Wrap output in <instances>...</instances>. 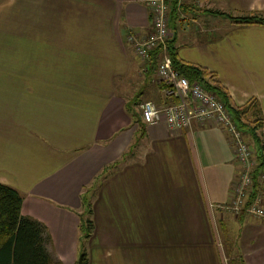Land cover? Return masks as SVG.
I'll use <instances>...</instances> for the list:
<instances>
[{"label":"crops","instance_id":"obj_1","mask_svg":"<svg viewBox=\"0 0 264 264\" xmlns=\"http://www.w3.org/2000/svg\"><path fill=\"white\" fill-rule=\"evenodd\" d=\"M172 1L178 57L214 71L233 104L255 97L264 120V23L216 12L264 13V0H180L174 10ZM0 11L9 43L0 55V181L20 191L24 215L46 225L53 259L76 260L81 196L106 167L91 216L97 201L120 196L121 233L135 240L120 243L119 264H227L216 216L230 258L264 264V217L217 206L240 169L225 131L212 120L172 129L143 117L140 129L126 108L151 86L157 105L170 100L156 64L127 39L151 27L144 0H0ZM246 138L255 169L258 141Z\"/></svg>","mask_w":264,"mask_h":264},{"label":"built area","instance_id":"obj_2","mask_svg":"<svg viewBox=\"0 0 264 264\" xmlns=\"http://www.w3.org/2000/svg\"><path fill=\"white\" fill-rule=\"evenodd\" d=\"M144 1L149 10L151 27L144 34L129 32L127 39L132 43L133 50L140 59H146L155 47H159L156 71L165 96L170 97V100L162 105H157L150 99L142 100L139 108L144 121L154 123L164 119L172 129L188 127L194 119L214 121L228 135L230 145L240 165L231 186L230 199L217 206L233 213L244 211L257 217H264L262 194L264 171L254 178L252 148L246 134L214 92L204 88L197 80H189L172 65L167 49V39L170 34L167 24L168 0ZM179 4L180 0H177V6ZM256 182H258L256 190L250 195L253 184Z\"/></svg>","mask_w":264,"mask_h":264},{"label":"trees","instance_id":"obj_3","mask_svg":"<svg viewBox=\"0 0 264 264\" xmlns=\"http://www.w3.org/2000/svg\"><path fill=\"white\" fill-rule=\"evenodd\" d=\"M177 7V0L172 1V10ZM234 22H259L264 23V13L258 11L249 12L243 15L231 14ZM151 51L148 59L150 66H154L158 58V49ZM167 49L172 65L189 80L199 81L204 88L214 92L226 105L237 125L246 135L258 141L257 164L253 169V176H258L259 169L264 171V120L260 115V108L255 97H250L245 103L237 105L230 100L226 88L216 79L214 71L208 70L199 64L182 60L178 57L173 44V39H167ZM139 103L135 97L127 102V110L137 122L139 128L144 127L140 109L135 105ZM261 128L263 140L259 142L257 129ZM114 161L113 164L117 163ZM106 172V167L101 173ZM99 173L97 177L101 174ZM97 177H95L97 179ZM95 179V181H96ZM94 181V183H95ZM94 183L84 187L81 196L82 211L79 213V245L76 260L73 264H88V253L84 241L91 234L94 226L92 219L91 194ZM256 184H253L252 195L255 192ZM22 194L14 186L0 181V264H61L53 259L46 248L49 234L46 225L38 219L24 215L21 212ZM228 264H243L242 259L234 256L228 259Z\"/></svg>","mask_w":264,"mask_h":264},{"label":"rangeland","instance_id":"obj_4","mask_svg":"<svg viewBox=\"0 0 264 264\" xmlns=\"http://www.w3.org/2000/svg\"><path fill=\"white\" fill-rule=\"evenodd\" d=\"M219 14H224L230 20H232L231 13L226 11H216ZM243 15V14H241ZM6 18V15H1L0 11V31L1 33L7 34V26L8 21H3ZM24 32V31H23ZM28 32H32L30 27ZM34 32V31H33ZM19 33V32H18ZM8 42L6 39H0V52L1 56H6V52L8 49ZM152 86L146 89V95L140 97V100L150 99L152 101H156L157 93L153 91L155 89ZM139 100V101H140ZM158 103V101H156ZM139 106H137L138 108ZM141 112V111H140ZM110 172L101 173L95 183L93 184L94 187L92 189V193L97 192V183L101 180V178L106 174L108 175ZM211 171L206 170L205 174L210 176ZM113 189H119L118 187H114ZM104 197V196H103ZM93 205V203H92ZM122 203L120 200V196L114 198L111 202H107L104 198L101 201H97L95 203L94 208V226L92 228L91 234L85 239L84 244L87 247V253L89 256L88 264H119V249L120 243L126 241H134L135 235L125 233H121L123 227L128 228L127 219L122 217ZM158 224L162 225L163 218H156ZM166 220V218H165ZM217 216L214 218V225L217 226V231L219 232V240L223 244L224 252L226 254V262L228 264V259L230 258L228 251L226 249V238L224 236V231L221 230V226L217 223ZM126 222V223H125ZM218 224V225H217ZM80 232V231H79ZM148 235H145L146 237ZM131 237V238H130ZM151 241V239H149ZM85 247V248H86ZM80 250V245H79Z\"/></svg>","mask_w":264,"mask_h":264}]
</instances>
